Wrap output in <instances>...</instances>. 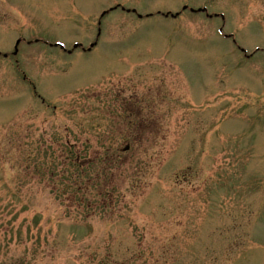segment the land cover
<instances>
[{"label":"rangeland","instance_id":"rangeland-1","mask_svg":"<svg viewBox=\"0 0 264 264\" xmlns=\"http://www.w3.org/2000/svg\"><path fill=\"white\" fill-rule=\"evenodd\" d=\"M181 5L264 47V0H0L43 41L0 57V264H264V53Z\"/></svg>","mask_w":264,"mask_h":264},{"label":"flooded vegetation","instance_id":"flooded-vegetation-1","mask_svg":"<svg viewBox=\"0 0 264 264\" xmlns=\"http://www.w3.org/2000/svg\"><path fill=\"white\" fill-rule=\"evenodd\" d=\"M239 49V48H238ZM240 51H242L241 49H239ZM243 55H244V57H246V58H250V57H252L253 55H250V56H247L246 54H244L243 53Z\"/></svg>","mask_w":264,"mask_h":264},{"label":"water","instance_id":"water-1","mask_svg":"<svg viewBox=\"0 0 264 264\" xmlns=\"http://www.w3.org/2000/svg\"><path fill=\"white\" fill-rule=\"evenodd\" d=\"M75 46H76V45H75ZM75 46H74V47H75Z\"/></svg>","mask_w":264,"mask_h":264}]
</instances>
